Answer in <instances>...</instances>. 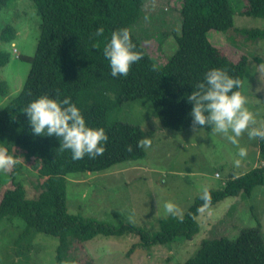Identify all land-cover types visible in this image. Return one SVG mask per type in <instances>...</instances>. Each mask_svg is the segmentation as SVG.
<instances>
[{"label": "trees", "instance_id": "trees-1", "mask_svg": "<svg viewBox=\"0 0 264 264\" xmlns=\"http://www.w3.org/2000/svg\"><path fill=\"white\" fill-rule=\"evenodd\" d=\"M12 0H0V7ZM240 4L239 13L264 19V0H232ZM40 18L39 35L32 57L26 58L29 70L19 93L0 110V147H6L17 164L9 171V185L0 195V221L18 217L25 228L22 236L32 231L57 238L55 263L61 262L72 242L82 244L96 235L117 237L133 235L134 246L147 248L191 239L198 232L196 217L203 203L199 194L185 210L183 222L168 215L159 220L151 234L130 224L111 226L93 220L82 221L67 211L65 175L76 172H99L126 161L141 159L144 148L137 141L153 140V131L121 121L123 106L147 99L160 125L182 131L192 127V104L188 95L212 68L225 69L242 82L246 57L230 60L207 39L209 30L226 32L233 28L234 10L230 0H181L179 35L174 37L175 51L162 65H157L145 46L131 31L143 17L146 0H31ZM103 26L104 34L90 38ZM128 28L135 50L143 58L131 66L129 74L113 77L103 48L112 31ZM248 38H264V29H243ZM239 31V30H238ZM241 32V31H239ZM161 33L154 35L161 36ZM15 31L6 26L0 40L9 42ZM8 61L0 51V67ZM241 87V86H240ZM61 99L71 97L92 128L102 127L108 136L103 155L90 159L87 155L73 161L70 151H61L55 136H37L32 132L23 110L40 95ZM239 90V89H234ZM0 92H6L0 82ZM199 128V127H197ZM211 131L210 126L202 127ZM132 151H127V146ZM257 147L264 160V140L257 138ZM37 172L40 182L37 193L28 197L23 184L16 180L22 163ZM264 163L230 178L220 190L210 191L211 204L226 197L245 195L262 184ZM209 206V207H210ZM18 240L14 242L17 243ZM133 246V245H132ZM19 255V253L17 252ZM183 264H264V241L259 228H243L235 239L215 237L200 242L197 252Z\"/></svg>", "mask_w": 264, "mask_h": 264}, {"label": "rangeland", "instance_id": "rangeland-1", "mask_svg": "<svg viewBox=\"0 0 264 264\" xmlns=\"http://www.w3.org/2000/svg\"><path fill=\"white\" fill-rule=\"evenodd\" d=\"M230 4L234 10L233 28L226 32L209 30L206 36L230 60L246 57L240 92L247 97L246 107L260 127L264 125V72L258 67L264 63V38L250 39L243 29H264V19L241 15L240 4L232 0ZM180 5L181 0H146L143 17L131 28L157 65L165 63L176 49L174 37L180 32ZM39 22L31 0H12L0 7V33L6 26L15 31L9 42L0 40V51L8 55L7 63L0 67V82L6 84V92H0V110L19 93L25 81L29 70L26 58L34 54ZM159 32L161 36L154 37ZM118 118L153 131L151 146L144 148L141 159L99 172L65 175L67 211L82 221L90 219L111 226L130 224L151 234L158 229L159 220L168 216L165 202L172 201L185 212L204 187L220 190L230 178L264 163L257 139L249 140L247 133L240 138V146L247 148V157L236 167L238 149L223 135L202 128H164L147 99L125 104ZM21 163L16 180L32 197L38 191L35 187L40 178ZM262 175V184L255 186L248 196L226 197L199 211L198 232L189 240L142 248L134 246L137 239L133 235H96L82 244L72 242L58 264H183L197 252L202 240H232L243 228H259L264 241V169ZM8 185L9 171H0V195ZM24 228L18 217L0 221V264H56L57 238L36 231L22 236Z\"/></svg>", "mask_w": 264, "mask_h": 264}, {"label": "clouds", "instance_id": "clouds-1", "mask_svg": "<svg viewBox=\"0 0 264 264\" xmlns=\"http://www.w3.org/2000/svg\"><path fill=\"white\" fill-rule=\"evenodd\" d=\"M147 19V17H145ZM104 34L103 26L98 27L90 38ZM136 45L131 39L128 28H119L111 33L110 40L103 48V55L109 61L113 77L127 76L131 66L143 58V54L135 50ZM264 72V63L259 65ZM241 81L231 77L225 69L212 68L198 82L190 95L188 102L192 104L190 115L192 129L210 126L213 133L223 135L238 149L234 166L239 167L247 157V148L240 146V138L247 133L249 140H264V125L257 127L255 115L246 107L247 97L239 90ZM62 93L56 90L55 98L40 95L32 100L23 110L28 118L32 132L37 136H55L60 141V150L70 151L71 159L77 161L86 155L95 159L103 155L104 145L108 141L105 129L87 126L81 110L71 101V97L61 99ZM151 140L144 137L137 141L136 147L148 148ZM132 151V146H127ZM17 164L13 155L6 147H0V171H10ZM219 175V174H217ZM199 199L203 202L199 211H203L211 204V193L208 187L202 189ZM168 215L183 222V209L172 201L165 202Z\"/></svg>", "mask_w": 264, "mask_h": 264}]
</instances>
